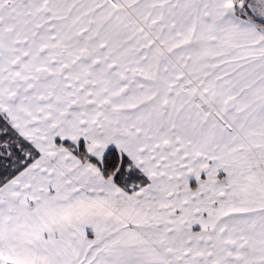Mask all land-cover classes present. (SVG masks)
<instances>
[{
    "label": "snow or ice",
    "instance_id": "obj_1",
    "mask_svg": "<svg viewBox=\"0 0 264 264\" xmlns=\"http://www.w3.org/2000/svg\"><path fill=\"white\" fill-rule=\"evenodd\" d=\"M0 264H264V0H0Z\"/></svg>",
    "mask_w": 264,
    "mask_h": 264
}]
</instances>
